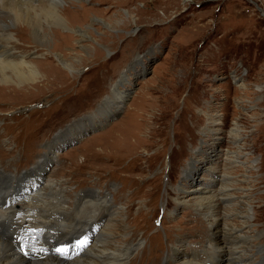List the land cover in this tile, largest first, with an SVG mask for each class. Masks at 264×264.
Instances as JSON below:
<instances>
[{
    "label": "rangeland",
    "instance_id": "1",
    "mask_svg": "<svg viewBox=\"0 0 264 264\" xmlns=\"http://www.w3.org/2000/svg\"><path fill=\"white\" fill-rule=\"evenodd\" d=\"M66 6L70 25L87 29L86 38L51 23L57 33L49 52L32 34L19 36L41 68L50 55L61 71L42 68L23 83L0 80V166L15 183L28 173L19 195L51 183L71 196L107 194L125 220L127 234L116 240L137 244L125 264H139L142 252L161 264L196 256L207 264L209 222L189 201L200 185L219 188L227 170L229 192L249 195L264 258V0ZM125 9L133 17H124ZM236 124L243 140L234 146ZM228 147L242 150L245 162L226 168ZM98 221L91 242L107 224Z\"/></svg>",
    "mask_w": 264,
    "mask_h": 264
},
{
    "label": "bare ground",
    "instance_id": "2",
    "mask_svg": "<svg viewBox=\"0 0 264 264\" xmlns=\"http://www.w3.org/2000/svg\"><path fill=\"white\" fill-rule=\"evenodd\" d=\"M68 1L0 0L1 81L23 83L29 79L35 80L37 75L42 74L43 67H40V62L33 59L34 57H30L31 49H24V44L20 43L21 36L26 38L27 34H32V41L44 45L49 52L52 33H57L54 29L50 33L48 28L51 23L60 25L63 29L73 30L81 34V38L88 36L87 29L70 25L66 15L67 7H70L66 6ZM71 3L73 6L77 5L73 4L75 2ZM123 13L124 17H133L130 9H125ZM20 22L23 24L16 26ZM18 32L21 34H17ZM70 35L72 34L65 37ZM50 57H44L46 61L43 62V65H48L43 68L47 69V75L49 71L52 70V74L58 69V65L48 61ZM57 57L64 67L75 69L74 62L61 54H57ZM204 129L209 133L214 130L209 124ZM239 134L241 129L236 124L229 134L231 145L235 146L240 142L242 138ZM240 151L242 150L236 151L230 147L225 150L226 168H231L234 162H245L241 159L243 152ZM1 166L0 264H125L128 261L137 244L128 246L127 243L116 240L117 236H124L127 232L123 225L124 217L118 212V206L113 204L114 201L109 195L80 192L71 196L65 193V189H57L56 192L57 184L51 183L46 189L41 186L32 194L20 196V183L23 178L28 177V173L15 183L16 176ZM215 166L206 168L217 170ZM215 179L219 181L217 177H214L213 181ZM230 179L226 170L221 174L219 188L200 185L195 188L193 200L189 201L197 206V212L209 222V241L213 255H205L207 264H264L261 244L257 243L261 234L253 227L249 195L242 192L239 196L242 198L237 199L233 191L229 192L232 189ZM212 191L216 192L214 197L208 195ZM226 208L228 210H223ZM233 217L235 221L230 220ZM101 218H106L107 224L91 242L101 224L98 221ZM114 228L117 230H113ZM60 249L64 251H59ZM148 254L143 255L142 252L139 264H144L145 261L146 264L162 263L160 256L156 255L155 257L159 258L154 261L147 258ZM196 258L184 257V264H203L196 261ZM171 259L169 256L166 261ZM132 264H137V259H134Z\"/></svg>",
    "mask_w": 264,
    "mask_h": 264
},
{
    "label": "snow or ice",
    "instance_id": "3",
    "mask_svg": "<svg viewBox=\"0 0 264 264\" xmlns=\"http://www.w3.org/2000/svg\"><path fill=\"white\" fill-rule=\"evenodd\" d=\"M59 251H64V249H60Z\"/></svg>",
    "mask_w": 264,
    "mask_h": 264
}]
</instances>
